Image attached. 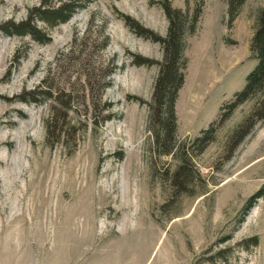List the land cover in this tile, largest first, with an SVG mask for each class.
<instances>
[{
	"label": "rangeland",
	"instance_id": "obj_1",
	"mask_svg": "<svg viewBox=\"0 0 264 264\" xmlns=\"http://www.w3.org/2000/svg\"><path fill=\"white\" fill-rule=\"evenodd\" d=\"M41 2L79 5L34 18L43 41L12 25ZM165 3L188 16L168 152L151 107ZM262 7L230 21L227 0H0V264H264V196L245 209L264 186L258 95L218 123L257 63Z\"/></svg>",
	"mask_w": 264,
	"mask_h": 264
},
{
	"label": "trees",
	"instance_id": "obj_2",
	"mask_svg": "<svg viewBox=\"0 0 264 264\" xmlns=\"http://www.w3.org/2000/svg\"><path fill=\"white\" fill-rule=\"evenodd\" d=\"M244 1L245 0H227L230 21L235 18ZM78 6V4L67 3L50 6L47 3L41 2L33 9V12L29 13L25 21L17 25H12L15 27L16 32H27L38 40L43 41L44 39L36 34L39 31L34 25V18L44 20L49 25L53 26L58 22L67 20ZM200 9L201 7L197 5L196 12L192 16L193 21L190 26L191 32L194 31ZM164 10L169 21L166 35L164 37L153 36V39L162 44L163 58L159 62V73L154 84L151 107L153 109L155 108V126L157 128L155 130L156 141L159 144H166L167 148L164 150L168 152L175 145L176 116L174 106L177 92L184 80L183 69L185 68L186 59L183 57V35L187 29L188 16L180 9L171 8L169 3H165ZM3 29L6 30V28ZM249 49L252 56L257 59V63L246 75L243 88L234 94L232 100L221 106L222 109H227V111L221 115L218 123H221L240 103L250 99L254 95H258L254 113H260V111L264 109V7L260 8L257 12ZM52 118V116L48 118V128L50 127V120ZM250 119L252 118H247V121L242 124H247ZM253 121L254 120L248 124L249 127L254 124ZM213 128L214 123L212 122L208 128L201 131L202 135L198 136L196 140H205ZM248 128L245 130L244 134L249 131ZM182 167H184V164H181L179 168L182 169ZM260 196H264V186L247 199L245 209L249 208L255 199Z\"/></svg>",
	"mask_w": 264,
	"mask_h": 264
}]
</instances>
